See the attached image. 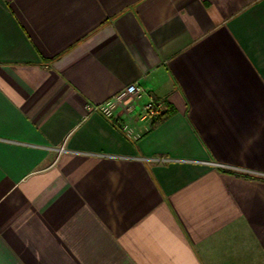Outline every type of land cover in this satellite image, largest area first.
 Returning a JSON list of instances; mask_svg holds the SVG:
<instances>
[{"label":"crops","instance_id":"1","mask_svg":"<svg viewBox=\"0 0 264 264\" xmlns=\"http://www.w3.org/2000/svg\"><path fill=\"white\" fill-rule=\"evenodd\" d=\"M0 264H264V0H0Z\"/></svg>","mask_w":264,"mask_h":264},{"label":"built area","instance_id":"2","mask_svg":"<svg viewBox=\"0 0 264 264\" xmlns=\"http://www.w3.org/2000/svg\"><path fill=\"white\" fill-rule=\"evenodd\" d=\"M145 91L144 87L138 85L136 82L128 84L117 95L116 99L120 102L127 103L134 101L136 97L140 96ZM150 96V101L144 106L142 118L156 116L163 110V104L157 101L153 96Z\"/></svg>","mask_w":264,"mask_h":264},{"label":"trees","instance_id":"3","mask_svg":"<svg viewBox=\"0 0 264 264\" xmlns=\"http://www.w3.org/2000/svg\"><path fill=\"white\" fill-rule=\"evenodd\" d=\"M165 115H166V113L164 112L160 116L154 117L153 118V121H152L153 124L155 125L156 123L160 122L165 117Z\"/></svg>","mask_w":264,"mask_h":264}]
</instances>
